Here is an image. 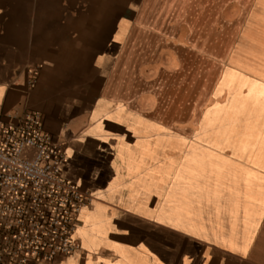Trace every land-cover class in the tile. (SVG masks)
Returning a JSON list of instances; mask_svg holds the SVG:
<instances>
[{"label":"crops","instance_id":"crops-1","mask_svg":"<svg viewBox=\"0 0 264 264\" xmlns=\"http://www.w3.org/2000/svg\"><path fill=\"white\" fill-rule=\"evenodd\" d=\"M27 112L93 197L41 264H264V0H0V120Z\"/></svg>","mask_w":264,"mask_h":264},{"label":"built area","instance_id":"built-area-1","mask_svg":"<svg viewBox=\"0 0 264 264\" xmlns=\"http://www.w3.org/2000/svg\"><path fill=\"white\" fill-rule=\"evenodd\" d=\"M38 80L36 69L31 90ZM66 162L42 114L0 120V264L52 263L80 252L76 234L93 197L65 179Z\"/></svg>","mask_w":264,"mask_h":264}]
</instances>
